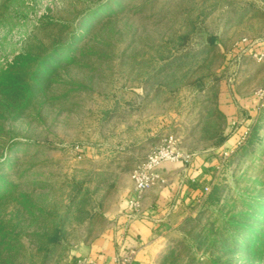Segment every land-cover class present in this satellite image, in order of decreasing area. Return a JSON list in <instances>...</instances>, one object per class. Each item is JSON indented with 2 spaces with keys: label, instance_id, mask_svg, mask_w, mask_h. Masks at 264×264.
<instances>
[{
  "label": "rangeland",
  "instance_id": "obj_1",
  "mask_svg": "<svg viewBox=\"0 0 264 264\" xmlns=\"http://www.w3.org/2000/svg\"><path fill=\"white\" fill-rule=\"evenodd\" d=\"M148 135L208 190L146 262L264 264V0H0V264H71Z\"/></svg>",
  "mask_w": 264,
  "mask_h": 264
},
{
  "label": "crops",
  "instance_id": "obj_2",
  "mask_svg": "<svg viewBox=\"0 0 264 264\" xmlns=\"http://www.w3.org/2000/svg\"><path fill=\"white\" fill-rule=\"evenodd\" d=\"M246 103L250 111L247 120L250 121L254 118L257 98ZM219 108H225L231 113L236 106L225 102L224 106L220 103ZM236 136L239 137L238 134ZM157 143L155 135L145 136L144 139L127 144L124 151L119 150V157H126L125 167L132 170ZM204 167L205 161L200 157H196L190 164L164 163L161 168L162 178L141 197L138 211H132L128 201L135 194L134 182L132 178L123 179L122 174L115 186L111 185L117 192L96 203L95 209L100 212V216H105V224L93 233V239L85 240L71 249V264H121L120 256L129 252L136 253L135 262L129 264H148L147 256L155 242L153 237L166 217L181 200H195L204 192Z\"/></svg>",
  "mask_w": 264,
  "mask_h": 264
},
{
  "label": "built area",
  "instance_id": "obj_3",
  "mask_svg": "<svg viewBox=\"0 0 264 264\" xmlns=\"http://www.w3.org/2000/svg\"><path fill=\"white\" fill-rule=\"evenodd\" d=\"M246 134L247 131L242 134L240 140H242ZM191 161L190 154L176 146L173 135H169L162 145L156 146L144 159L140 160L131 171L135 194L130 197L128 201L132 211H138L140 209L141 197L162 178L161 168L164 163L181 162L183 164H190ZM204 190L207 191L208 187L205 186ZM122 264H125V262L123 261Z\"/></svg>",
  "mask_w": 264,
  "mask_h": 264
}]
</instances>
